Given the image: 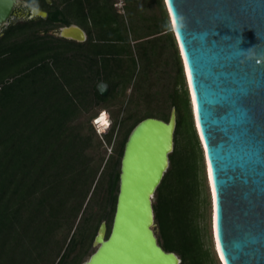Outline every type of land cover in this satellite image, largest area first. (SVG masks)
<instances>
[{
	"label": "trees",
	"instance_id": "trees-1",
	"mask_svg": "<svg viewBox=\"0 0 264 264\" xmlns=\"http://www.w3.org/2000/svg\"><path fill=\"white\" fill-rule=\"evenodd\" d=\"M22 1L48 16L10 23L0 33V264L83 262L102 220L110 231L128 134L142 119L167 121L173 107L174 149L153 203L158 242L180 264H211L198 223L200 144L162 1L123 0L139 22L132 42L144 58L132 88V42L116 18V0ZM70 24L86 41L53 34ZM161 79L162 88L153 90ZM99 82L109 85L106 96L96 91ZM129 87L128 108L121 102L112 110L98 136L92 121L119 96L125 103ZM137 97L146 111L168 113L139 115Z\"/></svg>",
	"mask_w": 264,
	"mask_h": 264
},
{
	"label": "water",
	"instance_id": "water-1",
	"mask_svg": "<svg viewBox=\"0 0 264 264\" xmlns=\"http://www.w3.org/2000/svg\"><path fill=\"white\" fill-rule=\"evenodd\" d=\"M162 3L210 171L214 252L217 245L224 264H264V0ZM18 9L27 12L16 21ZM47 16L25 1L0 0V32L14 20ZM53 34L78 43L87 39L75 24ZM96 91L106 96L109 85L99 82ZM176 118L173 107L167 121L142 119L128 134L110 231L102 220L93 251L80 264L181 263L160 246L153 209L170 167Z\"/></svg>",
	"mask_w": 264,
	"mask_h": 264
},
{
	"label": "rangeland",
	"instance_id": "rangeland-1",
	"mask_svg": "<svg viewBox=\"0 0 264 264\" xmlns=\"http://www.w3.org/2000/svg\"><path fill=\"white\" fill-rule=\"evenodd\" d=\"M118 1L119 0H116V2H118ZM121 2L124 6V1L121 0ZM123 6L121 8L117 9L118 12L117 11L116 12L118 14H120V16L116 17V18L120 22H122V26L124 27V31H126V34L129 38V41L132 42V40L135 39L133 36V32H134L133 27L139 22L137 20L131 18L129 13H128V9L124 8ZM141 15H142V13H141ZM141 17H143V16H141ZM118 20H117V22H118ZM11 23L14 24L15 22L12 21ZM143 28H144L143 30L145 33H148L151 30L150 26H148V21L145 22ZM58 30L53 32V33L58 32ZM142 42H143V40H142ZM119 45H120V43H119ZM131 45H132L131 46L132 56L134 57L135 66H136V68L134 69V71L132 73V84L130 86L132 88L134 86V84L137 85L139 83L140 79L142 78V76L144 74V58L140 53L136 52L137 49L135 48V46H133V42ZM147 45L149 46V43H147ZM147 45L144 44V46H147ZM158 45H159V42L153 43V48H156V46H158ZM127 61L133 63L132 59H128ZM156 78H157V76H156ZM163 81H164V79H161L160 81L155 83L154 86L152 87L153 90H155V89L160 90L162 88ZM130 87L126 90V93H125V103H123L121 96H119L116 99V101L111 102V106L106 108L105 112L107 114L105 113L102 115L103 117H105V121H104L105 124L102 127L99 124H94V122L97 120V118H96V120L92 121L94 124V129H95L98 136L103 135V132H104L106 126L108 125V121L109 122L111 121V111L112 110L117 109L121 102H122L123 107L126 106L128 108V105H126L127 104L126 101L128 100L129 96L130 97L132 96V91H131ZM108 93H109V91H108ZM155 96H157L156 93L154 94L153 97H155ZM134 100H136L137 102L140 103L142 101V98L137 97V98H134ZM115 102H117V105H114ZM136 108L140 112L139 115H144V114H146V112H152L154 114H158L159 112L168 113V110L166 108H164V111H162V109H160V111H157L159 107H156V106L153 107L155 111H153V109H151V110L147 109V111H146L145 110L146 106L143 105L142 102H141L140 106H137ZM99 109H96V110H99ZM170 111H171V109H170ZM170 111H169V114H170ZM100 114L101 113L99 112L98 116ZM106 148H107V152L110 153V147L106 146ZM202 150L203 149H201V147H200L201 158H200L199 164H200L201 168L198 172V178H199V182L201 184V186H200V200H201L200 214H201V217L199 218L198 223H199L200 228L202 229V241H203L204 247L208 250V252L210 254V258L212 259L211 264H220L219 259H218L217 254H216V251L214 252L213 243H212L213 238L211 236V225H210V213H211L210 212V199H209V192H208V190H210V188L207 186L209 184V181L207 180L208 176L206 177L207 171H206L205 159L203 158L204 151L202 152ZM91 251H93V248L88 250L87 255L84 257L83 260H86L88 258V255L91 253Z\"/></svg>",
	"mask_w": 264,
	"mask_h": 264
},
{
	"label": "bare ground",
	"instance_id": "bare-ground-1",
	"mask_svg": "<svg viewBox=\"0 0 264 264\" xmlns=\"http://www.w3.org/2000/svg\"><path fill=\"white\" fill-rule=\"evenodd\" d=\"M187 80H188V79H187ZM191 98H192V96H191ZM192 106H194V105H193V101H192ZM193 108H194V107H193ZM98 121H99V122H98ZM104 121H105V117H103V116L101 115V116H99V117L97 118V120L95 121V124H99V125L102 127V126L105 124ZM195 123H196V120H195ZM195 125H196L197 131H198L197 123H196ZM203 151H204V149H203ZM206 171H207V176H208V179H207V180L209 181V184H210V190H211L212 197H213V196H214V193H213V190H212L211 178H210V171H209V168H208L207 160H206ZM213 229H214V227H213ZM214 231H215V229H214ZM214 235H215V234H214ZM216 251H217V253H218L217 257H218V259H220V260H219L220 264H224L223 261H222V258H221V256H220V253H219V250H218L217 245H216ZM217 253H216V254H217Z\"/></svg>",
	"mask_w": 264,
	"mask_h": 264
},
{
	"label": "flooded vegetation",
	"instance_id": "flooded-vegetation-1",
	"mask_svg": "<svg viewBox=\"0 0 264 264\" xmlns=\"http://www.w3.org/2000/svg\"><path fill=\"white\" fill-rule=\"evenodd\" d=\"M26 12H27V11H26V10H23V9L15 10V11H14V14H13V15H14V18H16L15 20L17 21V19H18L21 15L25 14ZM15 20H14V22H15V23H18V22H16ZM10 23H11V22H10ZM10 23H9V24H10Z\"/></svg>",
	"mask_w": 264,
	"mask_h": 264
},
{
	"label": "built area",
	"instance_id": "built-area-1",
	"mask_svg": "<svg viewBox=\"0 0 264 264\" xmlns=\"http://www.w3.org/2000/svg\"><path fill=\"white\" fill-rule=\"evenodd\" d=\"M123 6L121 0H119L118 2L115 3V7L118 9V8H121Z\"/></svg>",
	"mask_w": 264,
	"mask_h": 264
},
{
	"label": "crops",
	"instance_id": "crops-1",
	"mask_svg": "<svg viewBox=\"0 0 264 264\" xmlns=\"http://www.w3.org/2000/svg\"><path fill=\"white\" fill-rule=\"evenodd\" d=\"M163 4V3H162Z\"/></svg>",
	"mask_w": 264,
	"mask_h": 264
},
{
	"label": "snow or ice",
	"instance_id": "snow-or-ice-1",
	"mask_svg": "<svg viewBox=\"0 0 264 264\" xmlns=\"http://www.w3.org/2000/svg\"><path fill=\"white\" fill-rule=\"evenodd\" d=\"M99 122V121H98Z\"/></svg>",
	"mask_w": 264,
	"mask_h": 264
}]
</instances>
